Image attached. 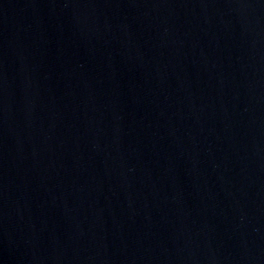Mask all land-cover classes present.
Masks as SVG:
<instances>
[{
  "label": "water",
  "instance_id": "obj_1",
  "mask_svg": "<svg viewBox=\"0 0 264 264\" xmlns=\"http://www.w3.org/2000/svg\"><path fill=\"white\" fill-rule=\"evenodd\" d=\"M0 264H264V0H0Z\"/></svg>",
  "mask_w": 264,
  "mask_h": 264
}]
</instances>
